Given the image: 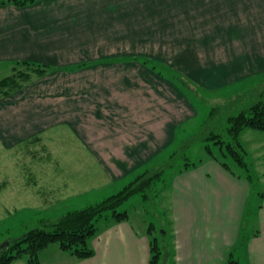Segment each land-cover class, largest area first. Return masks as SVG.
Masks as SVG:
<instances>
[{"label": "crops", "instance_id": "1", "mask_svg": "<svg viewBox=\"0 0 264 264\" xmlns=\"http://www.w3.org/2000/svg\"><path fill=\"white\" fill-rule=\"evenodd\" d=\"M22 61L54 70L0 99L2 147L50 148V201L56 195L105 198L165 151L178 127L198 117L192 101L154 64H170L209 90L264 74V0L0 6V65ZM248 130L242 135L255 136L253 150L241 140L259 162L263 190L254 218L253 211L245 223L252 191L247 177L203 158L164 190L168 209L161 207L174 239L168 264H228L244 226L243 264H264V130ZM56 143H67L74 156L67 163L60 162ZM92 246L95 254L82 260L54 248L64 264H150V236L130 220L99 228Z\"/></svg>", "mask_w": 264, "mask_h": 264}, {"label": "trees", "instance_id": "2", "mask_svg": "<svg viewBox=\"0 0 264 264\" xmlns=\"http://www.w3.org/2000/svg\"><path fill=\"white\" fill-rule=\"evenodd\" d=\"M36 1L0 0V6L14 4L24 7ZM13 66L10 74L0 76V97L2 98L12 95L32 82L33 75L36 76L34 78L36 80L54 70L51 65L28 61L16 62ZM153 67L158 69L160 74L166 76L169 74L170 79L181 81L185 90L191 89L190 80L177 69L161 63H156ZM224 100L210 107L199 131L181 141V152L176 150L177 153L169 156L165 161V169L155 174L145 170L120 191L98 202L69 211L57 218L41 219L36 226L23 235L0 244V264H13L20 258H25L28 264H42L40 252L54 243L77 259L92 257L95 254L92 240L99 230L97 222L109 217H112V222L128 221V211L121 210V206L137 192H143L146 200L154 197L153 192L160 182L164 187L169 184H165L169 179H163L164 173L168 170L172 179L177 172L197 166L203 158L191 160V154L186 152L188 148L191 149L197 144H203L207 156L219 161L229 171L236 172L230 160L242 168L243 171L239 173L247 177L253 190V186L258 183V176L241 140V135L247 129L264 130V74H261L260 81H254L249 86L237 90L233 95L225 96ZM248 209L250 212L247 213L252 214V203H248ZM148 235L151 243L150 264H159L163 247L159 237L153 234L151 227ZM246 236L244 226L241 238L230 253L228 264H243L238 252L246 242Z\"/></svg>", "mask_w": 264, "mask_h": 264}, {"label": "rangeland", "instance_id": "3", "mask_svg": "<svg viewBox=\"0 0 264 264\" xmlns=\"http://www.w3.org/2000/svg\"><path fill=\"white\" fill-rule=\"evenodd\" d=\"M202 14L203 16L206 15L205 12ZM169 60L173 61L172 58ZM161 64L172 67L170 64ZM13 67V64L0 65V76L10 74ZM167 75L169 76V74ZM184 75L188 80H190L191 84H189V86L191 89L185 87L187 89L185 90L181 81L178 82L174 79H170L166 75L163 76L172 80L190 99V101H192L198 112L197 119L178 127L176 138L173 143L165 151L161 152L157 158L152 160L129 179L125 180L126 185L134 181L145 170L155 174L160 172L162 169H165V161L169 158V156L172 153L174 155L176 150L177 152H181V141L199 131L212 105L224 102L225 96L233 95L237 90L247 87L252 82L260 81L261 79V75H256L244 78L236 83L222 87L221 89L209 90L197 84L187 74ZM34 78H36V76L33 75V81ZM1 98L2 97H0V99ZM248 131L255 130L249 129ZM242 137L243 140H245L244 142L246 145L253 150L254 143L256 142L255 136L251 134V132H248L244 136L242 135ZM59 144L61 143H56L57 149L62 151L59 156V160L61 162L62 159L64 163H67L68 159L72 157L73 154L68 152L67 143H64V145ZM69 146H72L71 143H69ZM48 150L50 151V148L42 145L41 143H26L10 150L4 149L0 143V244L23 235L30 228L36 226L41 219L57 218L69 211L83 208L88 204L95 203L103 199V197L93 199V197L84 195H56L54 197L56 200L50 201V152ZM252 150L250 154L248 153V155L253 168H255L254 171L258 176V183L253 186L252 193L249 197V203H252V209L254 211V218L256 207L258 206V197H260V192L263 190L261 188L262 183H260L259 173H257V169H259V162L255 158V154ZM186 152L191 154V160H200L207 157V152L204 149L203 144H197L191 149L188 148ZM229 162L236 172L243 171V169L236 165L233 161L230 160ZM73 164L77 165L79 163L73 162ZM170 177L171 175L168 170L163 175V179H169L165 182V184L170 183V181L173 180V178L171 179ZM125 184L122 188L126 186ZM167 186L168 185L164 187V185L160 182V185L153 192L154 197L150 200H146V196L143 192H137L120 208L121 210L128 211L129 220L135 226L137 231L148 232L151 227L153 234L159 237V242L163 247L162 258H160L159 264H168V261H165V257L168 255L170 244L174 242L172 225L169 223L170 216L164 211L165 209H168V202L166 201L167 204L162 203L163 198L166 197L164 190ZM92 199L94 201H91ZM161 204L165 209L161 207ZM248 211L250 212L249 209L247 212ZM251 215V213H247L245 219L246 224L249 222V217ZM111 218L112 217L100 219L97 222L98 227L101 228L109 223H112L113 220ZM57 245V243H54L50 246V250L44 254L42 259L40 258L42 264H64V258L58 257L56 254V249L54 247H57ZM13 264L28 263L25 258H20L15 260Z\"/></svg>", "mask_w": 264, "mask_h": 264}]
</instances>
